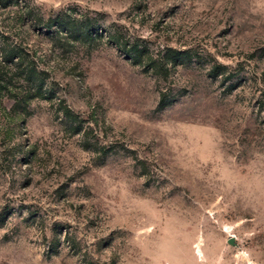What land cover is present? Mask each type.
I'll return each instance as SVG.
<instances>
[{
  "label": "rangeland",
  "instance_id": "rangeland-1",
  "mask_svg": "<svg viewBox=\"0 0 264 264\" xmlns=\"http://www.w3.org/2000/svg\"><path fill=\"white\" fill-rule=\"evenodd\" d=\"M0 264H264V0H0Z\"/></svg>",
  "mask_w": 264,
  "mask_h": 264
},
{
  "label": "trees",
  "instance_id": "trees-1",
  "mask_svg": "<svg viewBox=\"0 0 264 264\" xmlns=\"http://www.w3.org/2000/svg\"><path fill=\"white\" fill-rule=\"evenodd\" d=\"M48 27H50L49 25H47ZM93 30H94V28H93ZM90 32H91V30H90ZM96 32H95V30L93 31V32H91V34L93 35V34H95ZM116 41H117V43H118V46H120V47H127L128 48V45L126 44V43H124V40H122V39H120V38H116ZM130 51L133 53V54H140L141 53V51L139 52L138 51V49H137V46H133L132 48H130ZM18 56H16V55H14V57H13V61H14V59H16ZM133 58H135V57H133ZM9 59V58H8ZM7 59V61H9ZM19 59V58H18ZM20 60H18L17 62H19ZM21 65V64H20ZM212 71V70H211ZM212 75L214 76V77H218L219 75H220V73H219V71L217 70V69H214L212 72Z\"/></svg>",
  "mask_w": 264,
  "mask_h": 264
},
{
  "label": "water",
  "instance_id": "water-1",
  "mask_svg": "<svg viewBox=\"0 0 264 264\" xmlns=\"http://www.w3.org/2000/svg\"><path fill=\"white\" fill-rule=\"evenodd\" d=\"M230 241H232V243H233V238Z\"/></svg>",
  "mask_w": 264,
  "mask_h": 264
}]
</instances>
